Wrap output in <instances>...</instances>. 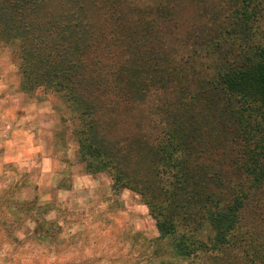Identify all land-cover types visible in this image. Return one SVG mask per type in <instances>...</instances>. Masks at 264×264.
Wrapping results in <instances>:
<instances>
[{
  "label": "trees",
  "instance_id": "obj_1",
  "mask_svg": "<svg viewBox=\"0 0 264 264\" xmlns=\"http://www.w3.org/2000/svg\"><path fill=\"white\" fill-rule=\"evenodd\" d=\"M184 1L0 0V45L22 92L68 104L76 159L144 200L173 258L264 264V0H188L183 28ZM152 96L145 132L113 138ZM13 190L1 205L38 207Z\"/></svg>",
  "mask_w": 264,
  "mask_h": 264
},
{
  "label": "rangeland",
  "instance_id": "obj_2",
  "mask_svg": "<svg viewBox=\"0 0 264 264\" xmlns=\"http://www.w3.org/2000/svg\"><path fill=\"white\" fill-rule=\"evenodd\" d=\"M195 10L194 2L184 1L180 13L183 28L192 22ZM169 42L174 47L172 39ZM188 54L179 50L181 57ZM195 62L196 70L203 69L199 59ZM0 79L19 81L12 54L1 45ZM10 92L20 103L43 104L37 117L38 141L46 144L42 156L45 160L52 154L57 158L53 161L59 167L61 186L69 187L72 178L81 184H75L69 195L53 192L48 200L44 194L48 187L37 182L43 169L53 167L51 161L38 160L28 175L11 167L7 186L14 187L13 199L21 205L37 196L39 208L29 206L26 211L20 206L12 211L0 204V264H187L172 257L167 242H156L155 222L138 194L113 191L108 173L90 175L76 159L72 133L76 120L59 95L45 88ZM143 103L134 115L124 114L113 123L108 131L113 138L132 140L145 132V118L150 106L157 103L156 97Z\"/></svg>",
  "mask_w": 264,
  "mask_h": 264
},
{
  "label": "crops",
  "instance_id": "obj_3",
  "mask_svg": "<svg viewBox=\"0 0 264 264\" xmlns=\"http://www.w3.org/2000/svg\"><path fill=\"white\" fill-rule=\"evenodd\" d=\"M18 82H8L0 79V192L9 185L8 172L11 167L17 168L23 175H28L33 164L38 160H45L42 141H38L40 124L37 121L43 104L20 103L11 95L12 89L19 88ZM20 89V88H19ZM50 143V142H49ZM47 157L45 162L51 161V169H43L39 183L42 187H48L44 193L47 199L52 198L53 192H64L69 195L75 188V184H81L77 178L71 179L69 187L61 186L59 167L54 164L55 156Z\"/></svg>",
  "mask_w": 264,
  "mask_h": 264
}]
</instances>
